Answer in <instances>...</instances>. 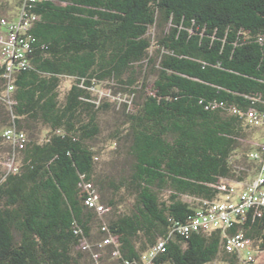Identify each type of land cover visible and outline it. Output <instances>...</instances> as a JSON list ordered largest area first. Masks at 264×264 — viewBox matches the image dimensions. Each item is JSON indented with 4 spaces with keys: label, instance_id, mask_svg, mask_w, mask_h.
Wrapping results in <instances>:
<instances>
[{
    "label": "trees",
    "instance_id": "obj_1",
    "mask_svg": "<svg viewBox=\"0 0 264 264\" xmlns=\"http://www.w3.org/2000/svg\"><path fill=\"white\" fill-rule=\"evenodd\" d=\"M12 1L18 10L25 2ZM24 9L34 41L8 95L0 61V156L16 164L0 165V264H139L160 239L159 264H241L220 230H172L217 200L222 180L249 181L256 169L248 153L264 131L232 111H264V0H37ZM64 78L73 83L61 95ZM102 84L125 102L100 101ZM111 109L115 158L100 170L95 144ZM11 127L24 133L22 148L4 138ZM90 196L103 215L85 205ZM227 234L249 239L264 264L262 210Z\"/></svg>",
    "mask_w": 264,
    "mask_h": 264
},
{
    "label": "built area",
    "instance_id": "obj_2",
    "mask_svg": "<svg viewBox=\"0 0 264 264\" xmlns=\"http://www.w3.org/2000/svg\"><path fill=\"white\" fill-rule=\"evenodd\" d=\"M36 1L25 0L13 20L5 18L0 20V32L2 30L4 33V36L0 34V61L7 64L5 74L8 79L7 95L13 90L11 84L13 68L24 66L26 62L25 55L29 51L30 42L34 41L28 32L35 17L29 15L24 8L28 2L33 3ZM14 63H18V65ZM232 112L240 115L248 126L260 128L264 131V111L249 109L246 112L238 110ZM3 136L14 148H22L26 141L24 133L17 131L14 127L6 129ZM248 159L256 164V169L249 181L222 180L218 186L222 198L203 201L202 205L188 217L186 223L175 224L172 232L187 238L193 233L220 230L227 253L234 254L242 264L256 263L260 253L254 248L252 242L242 234L234 236L227 234L230 228L244 221L250 210H262L264 212V139L259 149L248 153ZM10 161L12 162L13 159H10ZM85 205L95 209L100 215L106 212L105 208L99 205L91 196L85 200ZM102 230L105 231V228ZM110 243L111 239H106L98 244V247L101 248ZM165 243L164 239H160L141 256L139 264H159L156 259L159 255L165 253ZM82 249H89V244L83 242ZM125 264H129V262Z\"/></svg>",
    "mask_w": 264,
    "mask_h": 264
},
{
    "label": "rangeland",
    "instance_id": "obj_3",
    "mask_svg": "<svg viewBox=\"0 0 264 264\" xmlns=\"http://www.w3.org/2000/svg\"><path fill=\"white\" fill-rule=\"evenodd\" d=\"M56 4H59V2L55 1ZM5 4V9L3 11H0V17L13 20L17 13H18V8L14 1L12 0H0V5ZM152 34L153 31H150ZM1 35L4 36L3 31L1 30L0 32ZM73 83V80L71 78H64L62 79V83L60 86V93L63 95L71 86ZM109 86L106 84L102 85H97L95 89L93 90V95L97 96L100 101L105 100L107 103H111L112 105L117 102V103H123L125 102V97L122 94L115 95L114 91H117L116 89H109ZM113 107V106H111ZM118 107V106H117ZM115 108V107H114ZM117 109V108H116ZM113 110H110V113L108 116H105L103 121H102V136L100 139L96 142V149L99 151V157H98V168L100 170H106L108 168L109 163L115 158L114 154V145L110 143V141L107 138V135L110 134L111 132V125H112V114ZM0 165H2L5 170L11 171L14 169L16 164L14 162L10 161V159L7 158L6 155H1L0 156ZM222 195H219V199H221ZM185 202L189 203V200L187 198L184 199ZM261 260V257H258L259 262ZM209 264H225L222 263L220 260H216L213 263ZM242 264V263H241ZM244 264V263H243ZM256 264V263H255Z\"/></svg>",
    "mask_w": 264,
    "mask_h": 264
}]
</instances>
